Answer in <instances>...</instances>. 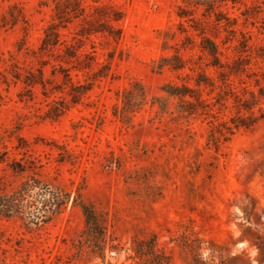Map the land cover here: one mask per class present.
<instances>
[{"label":"rangeland","instance_id":"1","mask_svg":"<svg viewBox=\"0 0 264 264\" xmlns=\"http://www.w3.org/2000/svg\"><path fill=\"white\" fill-rule=\"evenodd\" d=\"M55 1L0 0V191L35 176L79 193L103 245L70 202L38 229L0 216V264H264V0H80L41 51ZM62 68L90 88L51 120ZM133 82L147 101L123 123Z\"/></svg>","mask_w":264,"mask_h":264},{"label":"trees","instance_id":"2","mask_svg":"<svg viewBox=\"0 0 264 264\" xmlns=\"http://www.w3.org/2000/svg\"><path fill=\"white\" fill-rule=\"evenodd\" d=\"M195 2H206L208 0H192ZM81 10L80 0H56L54 3L53 21L44 29V35L41 41L40 50L47 51L49 48L59 43L58 28L63 26L69 19L70 15H76ZM114 20L121 18L115 15ZM108 31L109 29H100ZM202 49L208 52L212 57V66L217 63V49L213 41L205 39L201 44ZM73 57V55H69ZM175 59V57H174ZM167 61L168 59H163ZM178 63H164L160 66H169L172 69L183 68V62L176 57ZM63 69V68H62ZM64 70V77L68 82L69 89L67 94L69 100L54 101L50 108L45 112V117L55 120L60 117L71 104H77L81 97L89 90L90 85L74 84L70 81L68 69ZM29 80V79H27ZM196 84H207L203 79L197 78ZM66 84V83H65ZM162 90L168 95L185 96L189 94L186 86L168 85ZM121 104L113 108V115L123 123H129L131 114L138 111L147 101V94L139 82H133L120 92ZM235 126H243L248 128L251 123H241ZM72 202L76 204L84 217L85 229L87 232V240L93 244V247L103 245L104 235L100 229V222L92 206L80 198L79 193L72 195L68 189L54 184L49 181L42 180L35 176H30L22 181L13 191H0V216L2 217H18L27 229H38L43 225L52 221L58 216L67 205ZM135 255L144 260H148L149 264H170V259L163 253H144L136 251Z\"/></svg>","mask_w":264,"mask_h":264}]
</instances>
